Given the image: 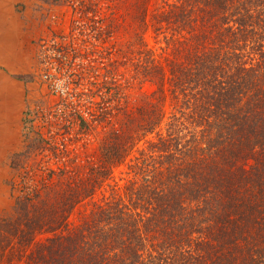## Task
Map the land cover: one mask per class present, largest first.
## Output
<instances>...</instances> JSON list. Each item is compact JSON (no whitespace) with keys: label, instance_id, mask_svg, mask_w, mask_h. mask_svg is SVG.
Returning <instances> with one entry per match:
<instances>
[{"label":"trees","instance_id":"1","mask_svg":"<svg viewBox=\"0 0 264 264\" xmlns=\"http://www.w3.org/2000/svg\"><path fill=\"white\" fill-rule=\"evenodd\" d=\"M120 2L75 53L96 92L69 96L59 144L33 132L51 155L0 216V264H264V0Z\"/></svg>","mask_w":264,"mask_h":264},{"label":"rangeland","instance_id":"2","mask_svg":"<svg viewBox=\"0 0 264 264\" xmlns=\"http://www.w3.org/2000/svg\"><path fill=\"white\" fill-rule=\"evenodd\" d=\"M83 1L89 3V0H74L73 4L70 0H0V216L11 212L24 172L42 156L51 155L35 150L34 133L54 137L59 144L70 111L69 96L97 90L89 84L92 79L79 80L74 76L78 64L86 63L80 57L74 59L75 53L85 56L90 43L98 48L101 40H97L90 26H99L110 15L119 17L124 8L120 0H92L97 12L83 14L78 10ZM132 38V31L121 32L110 42L119 48L120 43ZM147 41L153 45L149 35ZM134 92H128L131 100ZM102 138L101 129H97L84 141L85 147L83 141L75 146L81 156L98 155ZM26 159L29 160L26 167L18 168Z\"/></svg>","mask_w":264,"mask_h":264}]
</instances>
